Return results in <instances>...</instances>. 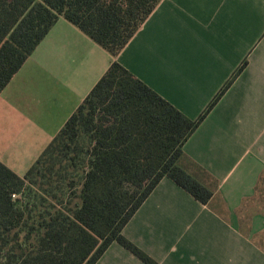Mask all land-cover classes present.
I'll return each mask as SVG.
<instances>
[{
    "label": "crops",
    "instance_id": "crops-1",
    "mask_svg": "<svg viewBox=\"0 0 264 264\" xmlns=\"http://www.w3.org/2000/svg\"><path fill=\"white\" fill-rule=\"evenodd\" d=\"M247 60L123 230L159 264H264V0H161L113 58L61 18L0 94V162L24 177L114 61L195 121ZM96 264H145L114 242Z\"/></svg>",
    "mask_w": 264,
    "mask_h": 264
},
{
    "label": "trees",
    "instance_id": "trees-1",
    "mask_svg": "<svg viewBox=\"0 0 264 264\" xmlns=\"http://www.w3.org/2000/svg\"><path fill=\"white\" fill-rule=\"evenodd\" d=\"M161 0H0V94L65 19L113 58ZM195 121L117 61L24 177L0 162V264H96L170 178L202 205L212 192L178 165L183 146L247 67Z\"/></svg>",
    "mask_w": 264,
    "mask_h": 264
}]
</instances>
